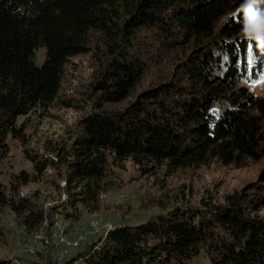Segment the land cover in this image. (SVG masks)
<instances>
[{
    "label": "trees",
    "instance_id": "trees-1",
    "mask_svg": "<svg viewBox=\"0 0 264 264\" xmlns=\"http://www.w3.org/2000/svg\"><path fill=\"white\" fill-rule=\"evenodd\" d=\"M234 1L0 0V148L7 134L21 133L19 116L56 100L67 59L87 52L93 34L100 44L93 84L97 99L61 143L46 149L53 160L29 155L36 174L56 166L62 175L67 201L54 211L75 220L76 203L97 209L108 170L127 159L150 173L162 165L168 170L198 165L207 157L227 164L264 154L258 145L264 98L239 86L264 66V48L255 47V40L250 45L244 38L228 41L249 14H256L249 7L231 11L228 4ZM179 36L199 41L171 79L142 89L120 109L97 106L96 100L131 96L154 61L180 46ZM39 47L44 58L37 66L33 51ZM14 179L11 193L30 177L21 171ZM8 188L0 179V210L28 204L23 198L14 201ZM246 189L226 195L222 204L112 223L103 238L75 257L86 264H188L203 250L208 264H264V214H257L264 207V187ZM28 213L23 223L32 230L42 213L37 207ZM0 264L10 260L0 258Z\"/></svg>",
    "mask_w": 264,
    "mask_h": 264
},
{
    "label": "rangeland",
    "instance_id": "rangeland-1",
    "mask_svg": "<svg viewBox=\"0 0 264 264\" xmlns=\"http://www.w3.org/2000/svg\"><path fill=\"white\" fill-rule=\"evenodd\" d=\"M228 7L234 12L243 11L249 7V0H236L233 4H228ZM262 8L264 0H257L250 10L256 11V14H249L245 26L229 37L228 41L238 42L244 38L246 44L250 45L255 40V47L264 48ZM232 14L233 12L220 17L214 30L223 22H228V17ZM138 35L146 37L142 32ZM92 36L87 52L71 56L65 62L56 100L46 109L33 108L19 116L16 126L21 128V133L16 137L7 134L4 145L0 148V179L7 188L9 187L7 192L14 201L18 198L28 201V204H24L25 207L12 209L4 206L0 210V258L9 259L10 263H52L51 253L41 246H37L38 250L34 253H27L25 250L33 229L30 230L31 228L23 223V219L32 207L41 211L47 228L76 231L92 218L100 219L104 225L116 222L134 224L158 214H166L172 209L197 210L211 204H222L225 196L233 191L246 188L248 191L255 185L264 187V154L256 160L244 158L239 162L227 164L215 157H207L198 165L173 170H168L162 165L150 173L142 172L127 159L121 166L108 170L104 178L107 185L99 193L97 209L87 210L76 203L74 210L78 213V218L75 220L71 217L65 218L54 211V206L67 201L62 175L56 166H47L41 174H36L29 155L34 156L36 160L41 156L53 160L54 154L46 149L61 143L78 119L91 108L92 101L97 99L98 93L93 84L94 73L101 60L97 51L100 44L96 41V34ZM177 40L181 41L180 46L163 52L162 56L154 61L155 64L147 69L131 96L119 102L96 100L97 106L105 110L120 109L142 89L171 79L175 66L191 54L199 41L196 37L187 40L183 36H179ZM43 58L44 48H36L33 51L34 64L40 65ZM255 59L254 55L252 66ZM248 77L250 81H242L239 86L245 87L255 97L264 98V66L259 67L257 73H250ZM187 82L185 79L182 83L188 84ZM249 113L257 115L255 110H250ZM259 125L262 139L258 145L260 149H264V118H261ZM21 171L27 174L30 180L20 185L15 193H11L10 185H14V178ZM257 214H264V207L258 209ZM99 235L100 233L86 232L78 247L71 251L72 255H76ZM16 236H20L19 245L15 243ZM188 264H208L206 253L199 250L189 259Z\"/></svg>",
    "mask_w": 264,
    "mask_h": 264
},
{
    "label": "built area",
    "instance_id": "built-area-1",
    "mask_svg": "<svg viewBox=\"0 0 264 264\" xmlns=\"http://www.w3.org/2000/svg\"><path fill=\"white\" fill-rule=\"evenodd\" d=\"M109 225H104L98 218L88 219L84 225L79 226L76 231L68 230H51L45 226L44 220L40 225L33 229L29 243L25 245L27 253H34L41 246L45 251L52 255V263L47 264H86L80 257H75L71 252L78 247L80 242L85 238L87 233H100V238L105 236L106 229ZM100 229L103 231H100ZM16 245L20 243V236L15 238ZM10 264H20L13 261Z\"/></svg>",
    "mask_w": 264,
    "mask_h": 264
},
{
    "label": "snow or ice",
    "instance_id": "snow-or-ice-1",
    "mask_svg": "<svg viewBox=\"0 0 264 264\" xmlns=\"http://www.w3.org/2000/svg\"><path fill=\"white\" fill-rule=\"evenodd\" d=\"M257 0H249V9L251 10L252 5L255 4Z\"/></svg>",
    "mask_w": 264,
    "mask_h": 264
}]
</instances>
